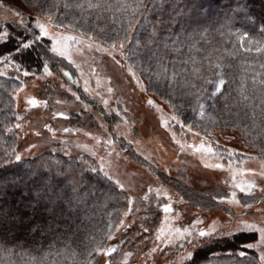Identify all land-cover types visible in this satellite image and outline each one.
<instances>
[{
	"label": "snow or ice",
	"instance_id": "6c2138e0",
	"mask_svg": "<svg viewBox=\"0 0 264 264\" xmlns=\"http://www.w3.org/2000/svg\"><path fill=\"white\" fill-rule=\"evenodd\" d=\"M28 7L35 11V16H26L19 9L0 3V8H6L14 16L11 20L6 15L0 17V49H3L0 50V77L20 84L10 93L12 102L16 106L19 104V94L25 87L22 78L47 80L62 74L72 84H78L79 81L68 70L70 65L81 78L87 76L83 79V92L93 99L99 98L97 120L112 115L125 124L129 123L128 109L111 108L110 100L116 96V89L112 83L113 77L104 73L98 56L109 57L115 66L126 71L135 83L134 91L147 95L151 89L164 98L161 85L166 88L169 79H175L177 64L183 67L191 62L203 66V60L198 62L194 53L199 54L202 49L206 50V45L211 44L214 24H222L221 28L216 29L220 35L236 36L240 49L245 53L253 50L245 46V41L250 39L249 32L234 29L236 23L239 22L245 29L249 26L255 28L258 24V31L264 36V14L258 18L253 16L245 0H230L223 21H215L211 26L207 18L201 15L202 6H198L195 0H30ZM101 19H110L112 27L94 26ZM255 51L264 52V45L258 44ZM85 52L93 54L92 62L78 63L74 55L84 56ZM213 52H219V49L214 48ZM225 59L219 55L214 57L211 53L204 56V60L209 62V69L215 72V81L205 80L199 68L194 69L195 79L186 78L187 103L194 105L191 117L181 114L170 93L164 100L172 109L168 116L163 114V108L152 98L149 97L146 103L159 114L160 126L171 131L172 142L178 146L176 159L164 171L171 176L175 168L178 175L183 176L180 166L187 169L188 162L182 156L198 157L204 168L221 170H224L226 161L230 172L235 160L237 167L232 176L233 191L213 199L218 204L243 209L244 215L255 208L253 215L260 219L245 220L240 213L225 208L226 220L223 222L212 220L206 224L196 215L186 226H176L169 218L172 215L180 218V213L174 212L173 204H183V197L174 199L164 184L155 188L149 186L142 198L129 196L131 189L125 187L119 178V165L115 162L120 156L119 152L114 151L116 134L109 133L104 124L97 125L106 134L103 138L88 131L82 133L95 142L93 145L75 144L77 149L92 157L91 164L83 155L77 161L72 155L69 141L57 140L56 130L51 124H45L47 132L51 133L50 141H56L46 153L34 155L41 147L37 143L27 144L22 150L18 145L0 149V258H6L5 264H68L69 258L71 264H130V259L137 253L131 248L125 251V248L135 240L140 241L136 245L140 250L147 247V242L152 243V247L144 253L142 264H156L158 254L166 257L165 264H221L225 259L234 260V264H264V208L258 207L264 204V186L256 182L257 178L264 180V72L259 73V111L254 103L251 116L245 113L251 125L239 118L218 120L212 117L208 108L215 110L216 98L223 94L229 83L225 79ZM260 68L264 69V64ZM9 70L16 75L8 76ZM256 75L253 74L254 85L257 83ZM144 79L148 81L147 84ZM93 80L95 89L91 87ZM197 81L212 84L214 90L204 95L207 90ZM60 87H64L63 82ZM65 90L80 105L81 110L75 113L77 123L81 118L88 123L94 105L82 100L71 88ZM244 99L248 100L249 97L245 95ZM25 103L33 109L41 105L45 109L49 107L47 100L35 97H28ZM56 103L67 101L58 99ZM116 103H121L119 98ZM8 113L11 118L0 126V135L7 134L17 139L27 137L29 133L22 123L24 116L11 106ZM53 118L71 121L73 115L60 111L53 113ZM229 125L240 130L250 146L259 149L260 157L248 156L211 139V128ZM177 126L184 133L182 139H177L174 130ZM119 127L117 124L116 128ZM62 131L73 136L81 134L80 128L64 127ZM32 134L41 136L40 131ZM196 139H199V143H196ZM131 143L128 140V144ZM97 146L109 149L107 159L98 157L99 163ZM59 152L68 159H53ZM26 154L31 157L30 160H25ZM209 157L221 162L209 163ZM256 159L260 161L258 170L239 167L245 160ZM237 175L251 179L237 182ZM236 190L249 199L238 198ZM257 191L261 194L259 197L255 195ZM153 195L157 207L164 214L158 228L155 220L149 222L148 219L154 211L150 200ZM122 196L126 199L127 211L122 217L110 218L100 236L92 233L85 243L76 226L81 210L87 212L88 206L92 205L95 211L102 200H115L118 203ZM135 199L141 200L143 213L134 207ZM129 215L138 216L139 219H128ZM156 219H159V215ZM242 233L247 234L244 241L239 245L230 243ZM112 241L114 243H107ZM249 250L256 255L249 257ZM118 253L121 256L119 261L114 255ZM13 255L18 256L15 262L7 259Z\"/></svg>",
	"mask_w": 264,
	"mask_h": 264
},
{
	"label": "rangeland",
	"instance_id": "374dc122",
	"mask_svg": "<svg viewBox=\"0 0 264 264\" xmlns=\"http://www.w3.org/2000/svg\"><path fill=\"white\" fill-rule=\"evenodd\" d=\"M0 3L9 6L10 8L19 9L21 12L27 15L35 16L28 9H26L20 0H0ZM213 6L211 7V9ZM7 16L10 20L14 19L12 13L8 12L6 8H0V17ZM92 53L85 52L84 56L74 55V59L78 63H84L87 61L88 64L92 62ZM98 62L101 63L104 73L106 75H111L113 77V86L116 89V96L111 98L110 106L113 110L119 107L120 109H128L129 123H123L120 118L114 117L112 115L107 116V118H100L97 120L96 115L99 112L100 104L99 98L93 99L89 94L83 92V79L87 76L81 78L79 73L76 72L75 68L68 66V70L73 73V78L79 81L78 84H72L67 78L61 75H57L55 78H48L47 80H34L32 77L22 78L25 84L24 91L19 94V104L16 106L12 100L10 93L13 89L20 86L18 81L10 80L4 77H0V113L2 112V106L15 107L16 111L24 116V129L28 131V136L24 139H17L13 136L4 134L0 136V149L7 147L8 145H18L22 150L27 144L37 143L41 147L34 153V155H39L41 152H47L49 148L55 145L56 141H50L51 133H48L45 129V124H51L56 130L57 140H68L69 146L72 148V155L76 157L77 161L79 157L83 155L85 160L91 164L92 157L87 153L81 152L80 149L75 147L76 142L81 144L93 145L95 142L85 137L82 133L84 131L91 132L97 136L104 137L106 134L97 127L98 124H104L109 133L116 134V144L114 146V151L119 152L120 156L118 161H115L119 165L118 176L121 181L125 184V187L130 188L131 191L129 196L133 198H142L149 188V186L155 188L160 184H164L166 188L169 189V194L173 195L174 199L178 197H183V204H173L174 212L180 213V218L177 219L175 215L170 216V222H174L176 226L181 224L187 225L189 220H192L199 215L201 219H204L206 224L211 223L212 220H220L221 222L226 220V214L224 209L231 208V211L240 213L242 218L245 220L260 219L259 216H254L255 208L250 210L247 215H244V210L228 204H218L213 197L217 199L222 196H226L233 191L231 184L232 176L236 171V161H233V171H228L227 163L225 161L224 170L216 168H204L203 164L200 162L198 157L192 156H182V159H186L188 162V168L184 169L180 166L181 171L184 173L183 176L178 175L175 168L172 170L171 176H169L164 169L168 167L172 161L176 159V152L178 146L172 142L171 131L165 130L160 126L159 114L155 109L150 108L146 101L150 97L156 104L163 108V114L168 116L171 114L172 109L168 107V104L157 95L153 94L150 90L147 95L134 91L135 83L130 80L127 76L126 71L119 69L115 66L111 59L107 56H98ZM15 72L9 70L8 76L14 77ZM63 82L64 87H60ZM144 83L147 84V80L144 79ZM91 87L95 89L94 80L91 82ZM71 88L72 91L77 92L81 96V99L85 102L94 105L93 113H90L91 120L86 123L84 118H81L80 122L77 123L75 119V113L81 110L80 105L77 104L74 98L71 97L70 93L65 89ZM28 97H35L38 100H47L49 107L45 109L42 105L39 108H30L26 105L25 101ZM119 98L121 103L117 105L116 99ZM67 101V103L57 104V100ZM25 109H28L25 111ZM65 111L73 115L71 121L63 120L62 118H53V113ZM6 123L9 122L11 114L8 110L5 111ZM89 123L91 127H89ZM174 123V122H173ZM119 124V129L116 125ZM11 126V125H10ZM64 127L80 128L81 134L71 135L64 134ZM177 133V139H182L184 133L181 132L177 126L174 129ZM34 131H40L41 136L37 137L32 134ZM211 139L218 142L220 145L236 149L240 153H245L248 156L260 157V153L249 148L243 136L239 131L234 129H214L211 131ZM22 136L23 133H20ZM189 139L191 141L190 134ZM126 137V138H122ZM233 137H235L233 139ZM128 140H131V145L128 144ZM196 143H199V139H196ZM63 147V146H62ZM97 163H99L98 157L104 156L107 159V153L109 149L105 146H97ZM68 159L63 156L62 152L58 153L57 157L53 159ZM31 157L27 154L25 155V160H30ZM45 159H48L45 156ZM145 162L146 164L142 163ZM209 163H219L221 162L215 157L208 158ZM260 161L256 160H245L244 163L240 164L239 167L244 169H259ZM156 169V171H154ZM157 175L160 179L157 180ZM251 179V177L237 175L236 180L240 182L241 180ZM167 181V183H165ZM257 184L264 186V180L257 178ZM237 196L242 200L249 199L240 193L238 190ZM257 197L261 194L259 191L255 193ZM107 200V199H106ZM151 206L154 211L151 212L148 219L149 222L155 220L156 227L161 226V221L164 219V214L157 207V201L153 196L150 197ZM166 202V201H164ZM111 209V213L107 216L104 222V227L99 231L101 234L106 223L110 218H119L123 216V213L127 211V204L125 197H121L120 201L117 203L115 200H107L105 207ZM135 208H139L140 212H144V207L141 204L140 199H135ZM258 207L264 208V204L258 205ZM108 209V208H107ZM159 215V219H156ZM128 219H139L138 216L129 215ZM243 234V233H242ZM107 243H114L107 242ZM140 243L139 240H135L132 245L125 248V251L129 248L135 250L137 255H134L130 259V264H142L144 253L152 247V243L147 242V247L143 250L137 249L136 245ZM191 250V249H189ZM254 252L252 250H249ZM255 253V252H254ZM116 260L121 259L120 254H114ZM159 259L156 264H165L166 257L158 254ZM228 262V263H227ZM226 264H234V260L227 261ZM151 264V262H150ZM221 264H225L221 262ZM246 264V263H245Z\"/></svg>",
	"mask_w": 264,
	"mask_h": 264
},
{
	"label": "trees",
	"instance_id": "16d2710c",
	"mask_svg": "<svg viewBox=\"0 0 264 264\" xmlns=\"http://www.w3.org/2000/svg\"><path fill=\"white\" fill-rule=\"evenodd\" d=\"M24 7L28 9L32 14H35V11H32L28 5L30 0H20ZM249 5V9L253 16L259 17L261 14H264V0H245ZM195 3L198 6H202L203 17H206L209 25H213L215 21H223L224 13L227 11V8L230 4V0H195ZM213 8L211 9V7ZM96 27H107L111 28L112 23L109 19L108 21H104L101 19L100 21H96ZM258 24L255 28L249 26L246 29L240 26V23H236L233 27L234 29H239L240 31L247 30L249 32L250 39L245 41L246 47H251L253 50L251 52L245 53L243 52L238 43V38L236 36L230 35H220L216 29L222 27V24H214L212 29L213 39L210 45H206V50L202 49L199 54H195L196 60L199 62L203 60V66L201 67L199 63L193 65L191 62L181 67L179 64L176 66V77L175 79H169L168 86L165 88L161 85L162 91L165 92V97L162 98L160 95L155 94L153 90L150 91L162 98L163 100L167 99V95L170 93L174 98L177 106L180 108V112L182 115H188L191 117V108L194 105H189L187 103V85L186 78L188 80L195 79V71L194 69L199 68L201 74L204 79H211L213 81L216 80V75L214 70L209 69V62L204 60V56L211 53L214 57L219 55L222 57H226L224 60V72L225 79L229 82L226 89L224 90L222 95H219L215 100V110L211 107L208 108L209 113L213 118L218 120H233V119H241L244 120L249 126L251 125V120L245 117V113H248V116H251L252 105L255 103L257 105V111H259V97L261 93L260 86V75L259 73L264 72V69L260 68L261 64H264V52L257 53L255 48L259 45H264V36H261L258 31ZM118 27V25H117ZM227 32V29H225ZM10 47V45H9ZM219 49V52H213V49ZM3 50V49H0ZM187 59V57H185ZM171 68L169 69V73L171 74ZM257 73L256 80L257 83L253 84V74ZM148 83V81H147ZM197 83H201L202 86L207 90L204 95H207L208 92L214 90L212 84L204 83L203 81H197ZM247 95L249 97L248 100L244 99V96ZM9 108V106H2L1 111L4 114L0 113V126L6 123L5 114ZM8 123V122H7ZM243 126V125H242ZM234 129L233 126L229 125L228 127L217 126L211 128L210 131L214 129ZM237 130V129H234ZM239 133L243 136L246 145L260 153L259 149L250 146L248 144V140L244 136V134L240 131ZM249 131L251 128L249 127ZM255 135V133H253ZM1 136V135H0ZM261 155V153H260ZM146 164L144 161L142 162ZM26 166V165H25ZM156 171V169H154ZM157 172V171H156ZM107 204V200H102L96 207V210H92V205L88 206L87 212L81 210L79 220L76 221V226L79 230L81 237L84 242L87 243L89 235L95 233L98 237L100 236L99 231L104 227V218L110 215L111 209L105 205ZM108 208V209H107ZM247 238V234H240L237 239L231 241V244L239 245L242 241ZM75 247V246H74ZM79 251V249H77ZM249 257L256 255L254 252H248ZM6 258H0V264H5ZM7 259L15 262L18 260L17 255H13ZM229 261L227 259L222 262L226 264ZM228 263V262H227ZM246 263V262H245ZM68 264H71V259L69 258Z\"/></svg>",
	"mask_w": 264,
	"mask_h": 264
}]
</instances>
